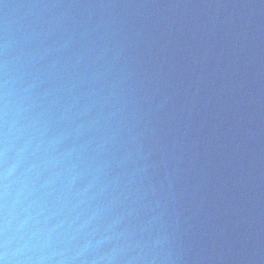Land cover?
<instances>
[{
    "label": "water",
    "instance_id": "1",
    "mask_svg": "<svg viewBox=\"0 0 264 264\" xmlns=\"http://www.w3.org/2000/svg\"><path fill=\"white\" fill-rule=\"evenodd\" d=\"M147 0H0V264H96Z\"/></svg>",
    "mask_w": 264,
    "mask_h": 264
}]
</instances>
